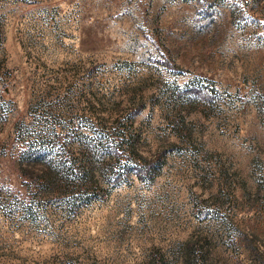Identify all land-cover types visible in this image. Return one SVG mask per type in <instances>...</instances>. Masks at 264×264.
<instances>
[{"label":"rangeland","instance_id":"374dc122","mask_svg":"<svg viewBox=\"0 0 264 264\" xmlns=\"http://www.w3.org/2000/svg\"><path fill=\"white\" fill-rule=\"evenodd\" d=\"M0 264H264V0H0Z\"/></svg>","mask_w":264,"mask_h":264}]
</instances>
